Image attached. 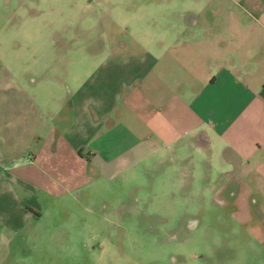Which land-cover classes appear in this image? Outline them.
Masks as SVG:
<instances>
[{
	"label": "crops",
	"instance_id": "0c3cea01",
	"mask_svg": "<svg viewBox=\"0 0 264 264\" xmlns=\"http://www.w3.org/2000/svg\"><path fill=\"white\" fill-rule=\"evenodd\" d=\"M156 1L173 8L128 4L130 40L109 42L85 74L27 78L33 88L13 74L16 88L0 91V264L56 263L43 260L63 256L61 238L45 245V226L61 222L49 211L142 161L180 174L194 153L217 160L223 180L209 188L249 194L264 217V0ZM224 257L264 264L261 249Z\"/></svg>",
	"mask_w": 264,
	"mask_h": 264
},
{
	"label": "rangeland",
	"instance_id": "374dc122",
	"mask_svg": "<svg viewBox=\"0 0 264 264\" xmlns=\"http://www.w3.org/2000/svg\"><path fill=\"white\" fill-rule=\"evenodd\" d=\"M171 3L0 0V91L16 88L13 74L25 75V80L32 77L46 87L51 76L85 74L109 42L130 40L131 23L125 17L128 4L153 11L173 8ZM252 3L223 0L229 8L246 10L254 8ZM61 79L65 83V77ZM23 83L33 88L27 80ZM192 156L190 163L178 162L180 174L163 171L164 165L152 161L147 168L142 161L113 180H99L78 195L76 202L67 199L49 211L54 221L61 222L45 226L49 229L45 245L60 250L61 238L63 256L43 260L56 259L53 264H223L228 251L264 250V240L252 236L264 232L257 204L249 194H237L238 198L211 190V182L219 187L223 180L218 175L219 162L213 160L211 167L202 155ZM222 198L239 207L228 208ZM231 211L239 212L237 218Z\"/></svg>",
	"mask_w": 264,
	"mask_h": 264
}]
</instances>
